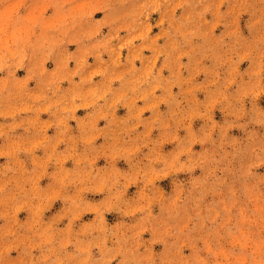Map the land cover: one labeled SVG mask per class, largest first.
I'll return each mask as SVG.
<instances>
[{"label": "rangeland", "instance_id": "1", "mask_svg": "<svg viewBox=\"0 0 264 264\" xmlns=\"http://www.w3.org/2000/svg\"><path fill=\"white\" fill-rule=\"evenodd\" d=\"M0 264H264V0H0Z\"/></svg>", "mask_w": 264, "mask_h": 264}]
</instances>
